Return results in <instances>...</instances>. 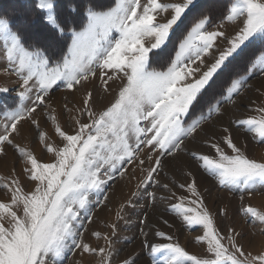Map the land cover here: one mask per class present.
Wrapping results in <instances>:
<instances>
[{
    "label": "snow or ice",
    "instance_id": "1",
    "mask_svg": "<svg viewBox=\"0 0 264 264\" xmlns=\"http://www.w3.org/2000/svg\"><path fill=\"white\" fill-rule=\"evenodd\" d=\"M193 9L190 26L165 59L173 31ZM220 9V0L203 4L197 0H114L112 4L103 0H24L13 16L0 14V63L4 64L0 71L20 81L19 103L12 108L0 105V155H6V145L12 146L32 184L26 190L19 175L0 176V189L6 197L0 199V264H65L68 253L77 251L81 257H97L94 264H112L118 251L112 243L116 224L106 225L110 233L94 231L92 235L105 244L93 246L83 238L81 230L87 226L81 212L91 223L90 193L96 194L97 205L103 204L108 199L104 191L108 182L137 169L141 178L132 195L139 196L143 188L152 202L146 206L153 207L158 197L148 187L155 185L165 192L159 200L167 202V211L184 225L202 229L195 241L205 247L204 253H193L165 231H145L149 226L145 212L140 237L151 264H264V246L254 253L241 242L242 232L233 227L221 232L194 178L179 184L190 196H177L169 183L159 179L165 158L175 160L186 153L219 186L240 193L239 213L264 236V208L246 202V197L251 200L258 189H264V159L251 158L232 131L236 128L251 134L256 143L264 144V100L255 107L253 102L245 106L256 115L229 118L220 129L222 135L206 129L214 116L225 115L226 105H237L235 97L251 87L248 81L256 75L254 69L259 68L264 78V0H229ZM217 12L237 25L230 37L224 31L209 30ZM37 21L43 23L46 33L32 39L29 30ZM114 32L118 34L115 38ZM218 41H227V45ZM246 48H251L247 56ZM237 57L244 60L243 74L229 71ZM153 63L160 66L153 67ZM225 71L226 89L213 90L210 99H205L214 78ZM93 80H99L108 94L109 81H120L114 99L100 111L94 107L95 92L85 88ZM60 84L71 92L85 88L79 105H63L72 122L71 132L59 122L50 99ZM8 91L7 86H0V94ZM256 93L264 97L261 88ZM202 101L206 110L202 105L200 114L186 121ZM41 109L60 145L50 143L48 132L41 130L36 117ZM84 116L87 122L82 120ZM25 120L51 154L49 162L13 139ZM201 133H205L202 143L208 152L189 150L186 141ZM185 175L191 177L192 173L185 171ZM128 205L131 200L120 206L118 219ZM219 211L227 214L226 208ZM160 222L172 227L163 216ZM150 235L168 242L154 243ZM138 259L130 253L120 264H137Z\"/></svg>",
    "mask_w": 264,
    "mask_h": 264
},
{
    "label": "rangeland",
    "instance_id": "2",
    "mask_svg": "<svg viewBox=\"0 0 264 264\" xmlns=\"http://www.w3.org/2000/svg\"><path fill=\"white\" fill-rule=\"evenodd\" d=\"M105 4H112L114 0L103 1ZM234 2V0H233ZM13 27V26H12ZM14 28V27H13ZM188 27L185 28L184 32ZM180 29V28H179ZM184 32L178 31L173 35V41L177 40L180 35ZM46 33V29L40 21L34 24L29 30V35L32 39H39ZM118 34L113 33V38ZM181 37V36H180ZM176 43V42H175ZM175 43L170 46L173 48ZM221 45L226 46L227 41H222ZM2 46V44H0ZM168 53L164 54L165 59L168 55L172 54L173 50H168ZM251 51V48L245 49V56H247ZM58 52V51H57ZM2 59V58H0ZM210 63V62H209ZM244 60L240 57L234 59L229 65V71L239 72L243 74ZM153 67H158V64L153 63ZM4 64L0 63V68H3ZM256 75L248 81L251 87L245 88L240 96L235 97L237 100V105L228 104L226 105V113L220 117H213L206 125L208 132L216 133V135H222L220 129L223 126H227L229 118L240 117L244 118L248 115H256L251 108L245 107L249 102H253V107L259 105L264 97H259L256 93V88H261L264 90V78L260 76V69H254ZM228 71L222 72L221 79L218 81V77L214 78L212 88L208 93H205V99H210V93L215 90L219 92L221 88L227 87V82L222 83L223 80L227 79ZM20 81L15 75L6 74L0 71V86H7L9 91L7 93L0 94V105H7L9 108L15 107L19 103V98L16 92L19 90L18 85ZM111 85V93H104L102 91L100 81L93 80L89 84L85 85V88H90L95 92V110L100 111L106 105H108L115 97L120 81L115 82L109 81ZM222 85V86H220ZM220 86V87H219ZM85 88H81L79 91L71 92L64 89L63 84H60L55 90L50 93V99L52 106L56 109L59 122L64 127L66 131L71 132V120L69 119V114L64 111L63 105L66 102L69 103V107L72 103L79 105L81 94L85 91ZM67 98V100L65 99ZM214 102V101H213ZM25 103H29L26 101ZM204 106L206 110V105L202 101L201 105H197L190 114L185 117L186 121H190L192 118L200 114V109ZM36 117L40 121L41 130L47 131L50 137L49 142L55 145H60V139L53 133V128L51 122L47 119L43 110H38ZM3 120L2 111H0V121ZM84 122H87V117H82ZM233 135L236 138V142L246 147L247 154L254 159L261 160L264 159V144H258L252 139L251 134H246L236 128L232 129ZM205 138V133H201L195 140H187L186 145L189 150H201L208 152V149L203 145L202 140ZM13 139L16 143L20 144L22 147L31 148L38 158L43 162H49L52 159L51 154L47 153L46 150L39 144L38 132L27 120L23 121L20 125V134L14 135ZM228 151L227 149H225ZM165 167L160 174L159 179L162 182H167L172 186V191L177 194V196H190L191 194L187 189H180V183H190L192 179H195L197 188L200 195L203 197L204 205L208 210L215 216V221L217 227L221 232H226L228 227H233L237 231L242 232L241 242L246 248L253 250H259L264 246V236H262L253 225L247 221L243 214L239 213L238 209L240 206L239 196L240 193L229 192L223 187L219 186L217 182L207 176L203 170L199 169L197 162L192 160L186 153H181L176 157L175 160L170 158H165ZM15 169V173L12 169ZM23 161L16 150L10 146L6 145V155H0V176L7 177L9 175H19L22 182L25 185L26 190H31L32 184L28 181L22 171ZM185 171H191L192 176L188 177L185 175ZM135 177L131 179L130 177ZM141 178V174L137 169L135 172L129 170V172L124 177L116 176L115 179L110 180L104 189L106 191L108 199L101 205L96 204L97 196L95 193H90L89 199L91 201L90 208L92 211L93 219L89 223L84 217L85 213L81 212V220L87 226L86 230L82 229L85 241L91 243L93 246H104L105 242L103 239L97 240L92 233L94 231L100 232H111V229L106 225L116 224L117 230L116 234L112 238V243L115 249H117V254L113 257L112 264H120L130 253L137 254L139 259L137 264H151V258L147 254V250L143 248L141 244L140 228L144 227L140 220L143 218L144 213L147 212L149 215L148 227L144 230L153 233L156 229L165 231L167 234L172 235L175 240H177L182 246L193 253H204L205 247L201 246L195 241L197 235L202 234V229L199 227L189 228L184 225L179 219L172 216L171 213L167 211V202L160 201L159 196L165 195V192L160 191L158 188L153 186L148 187L149 192L155 191L157 193V201L155 206L147 207L146 205L152 203L144 195L143 188H141L139 196H133L132 194L137 191V183ZM3 195V190L0 189V199H5ZM103 197H101L102 199ZM194 198V197H193ZM131 200L132 205H128L124 208L121 213L122 218L118 219L116 212L120 209L122 204H126L127 201ZM172 202H175L173 200ZM246 202L252 205L264 208V189H258L253 195L251 200L246 197ZM226 208L227 214H221L220 209ZM164 217L169 220L172 227L163 225L160 222V217ZM149 239L154 243H166V239L161 237L149 236ZM97 257L85 256L81 257L79 252L68 253L67 260L65 264H94Z\"/></svg>",
    "mask_w": 264,
    "mask_h": 264
},
{
    "label": "trees",
    "instance_id": "3",
    "mask_svg": "<svg viewBox=\"0 0 264 264\" xmlns=\"http://www.w3.org/2000/svg\"><path fill=\"white\" fill-rule=\"evenodd\" d=\"M24 3V0H0V14H6V15H8V16H13L14 15V11L15 10H18V9H20L21 8V6H22V4ZM199 4H203V3H205V0H200L199 2H198ZM227 3H229V0H220V6H221V11L223 10V5L224 4H227ZM195 12H196V9H193V11L191 12V13H189V15L184 19V21H183V23L178 27V28H176L174 31H173V33H172V35H171V38H170V40H169V42H168V45H167V47L165 48V50L166 49H168V50H173V48H175V45H176V43H177V40H175V41H173V35L175 34V32H178V31H182V32H184V30H185V28L186 27H189L190 26V21L192 20V18H193V15L195 14ZM220 19H222V16L220 15V13L219 12H217L216 14H214V16H213V19H212V22H216V21H218V20H220ZM36 23H38V21L36 22ZM35 23V24H36ZM14 28L16 27V25L15 24H13L12 25ZM180 28V29H179ZM181 36V35H180ZM180 36L178 37V39L180 38ZM69 42H70V40H69ZM176 42V43H175ZM175 43V45L173 46V48L172 47H170V46H172L173 44ZM57 54H59L58 52H57ZM54 59H55V57H54ZM231 65V64H230ZM221 74L222 73H220L217 77H218V81L221 79ZM226 78H228V76H226ZM227 82V79H225V80H223L222 81V83L223 84H225ZM220 86H222V85H220ZM219 86V87H220ZM210 90V89H209Z\"/></svg>",
    "mask_w": 264,
    "mask_h": 264
},
{
    "label": "crops",
    "instance_id": "4",
    "mask_svg": "<svg viewBox=\"0 0 264 264\" xmlns=\"http://www.w3.org/2000/svg\"><path fill=\"white\" fill-rule=\"evenodd\" d=\"M103 1H107V0H103ZM111 1V0H110ZM200 0H197V2H199ZM209 30H221L224 31L226 33L227 36H231L234 34L235 31L238 30L237 25L231 22H228L226 20L220 19L216 22H212L211 27L209 28ZM222 41H218V44H221ZM168 53L167 49L164 50V54ZM208 62H211L210 60Z\"/></svg>",
    "mask_w": 264,
    "mask_h": 264
}]
</instances>
